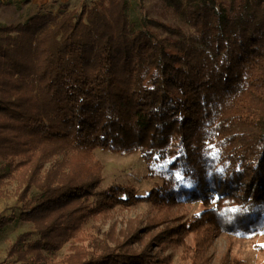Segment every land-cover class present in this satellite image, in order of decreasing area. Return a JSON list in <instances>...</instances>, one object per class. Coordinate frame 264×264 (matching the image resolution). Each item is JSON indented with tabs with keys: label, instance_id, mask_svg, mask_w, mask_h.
I'll use <instances>...</instances> for the list:
<instances>
[{
	"label": "trees",
	"instance_id": "trees-1",
	"mask_svg": "<svg viewBox=\"0 0 264 264\" xmlns=\"http://www.w3.org/2000/svg\"><path fill=\"white\" fill-rule=\"evenodd\" d=\"M83 1L0 24V179L18 180V218L38 235L19 233L5 258L46 264L70 242L60 264H169L127 235L84 234L141 201L156 210L150 225L201 205L152 239L184 264H211L218 233H264V0H163L189 32L146 16L131 25L127 0ZM95 150L138 153L152 189H100Z\"/></svg>",
	"mask_w": 264,
	"mask_h": 264
},
{
	"label": "rangeland",
	"instance_id": "rangeland-1",
	"mask_svg": "<svg viewBox=\"0 0 264 264\" xmlns=\"http://www.w3.org/2000/svg\"><path fill=\"white\" fill-rule=\"evenodd\" d=\"M4 1V7L0 6V24L16 23L21 12L19 0ZM57 2V1H56ZM67 2V3H63ZM62 4L68 8H78L83 0H64ZM54 11H57L61 3H56ZM127 17L132 25L142 17L157 19L165 23L180 27L185 32L190 29L182 20L168 9L163 0H127ZM23 13V12H22ZM20 18V17H19ZM160 35L165 36L166 33ZM61 156H56L45 164L51 166L55 161L60 160ZM96 163L101 166V182L99 188H105L111 184L132 185L140 194L149 192L155 180L146 178V164L138 153L115 154L108 151L95 150L90 167L96 168ZM21 187L16 178L0 179V217L11 218L10 223L0 228V263L18 264L12 259H6L8 246L14 241L15 237L22 232L32 231V238L38 235L34 231L31 222H23L18 218L20 202L18 193ZM201 208L198 202L186 204L184 207L177 208L176 218L183 221L190 218ZM156 214L153 206L141 201L130 207L122 208L116 206L106 215L89 219L83 225L84 234H92L98 238H106L111 235L122 239L127 235V241L135 250L148 247V250L159 257H169V264H184L181 257V250L172 243L166 245H156L152 241L159 231L165 226L172 225L175 220H169L164 224L150 225L151 219ZM80 243V242H79ZM86 240L83 241V244ZM264 243V233L251 237H236L226 233H218L209 248L211 264H217L222 256H237L244 259L246 264H264V255L257 244ZM70 242H66L55 254L50 255L46 264H60L62 257L69 252Z\"/></svg>",
	"mask_w": 264,
	"mask_h": 264
},
{
	"label": "crops",
	"instance_id": "crops-1",
	"mask_svg": "<svg viewBox=\"0 0 264 264\" xmlns=\"http://www.w3.org/2000/svg\"><path fill=\"white\" fill-rule=\"evenodd\" d=\"M6 0H0V6L4 7L3 3ZM22 1V2H21ZM61 3L60 5H62V2L64 0H19V9L21 10L19 16H18V21H23L25 20L29 15L40 11V10H52L54 11L55 9V5H57L56 3ZM7 2H10V0H8ZM63 3H67V2H63ZM59 5V6H60ZM58 6V8H59ZM23 12V13H22ZM20 17V18H19Z\"/></svg>",
	"mask_w": 264,
	"mask_h": 264
}]
</instances>
